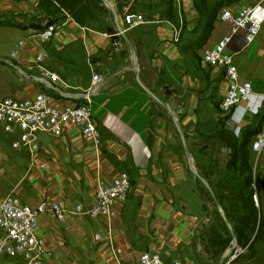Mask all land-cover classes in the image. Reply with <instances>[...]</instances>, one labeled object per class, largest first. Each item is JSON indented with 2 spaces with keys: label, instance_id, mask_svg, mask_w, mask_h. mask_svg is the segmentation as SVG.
I'll return each instance as SVG.
<instances>
[{
  "label": "crops",
  "instance_id": "0c3cea01",
  "mask_svg": "<svg viewBox=\"0 0 264 264\" xmlns=\"http://www.w3.org/2000/svg\"><path fill=\"white\" fill-rule=\"evenodd\" d=\"M109 1L124 30L123 11L130 1L135 2L134 12L146 19L147 24L126 32L137 55L140 80L177 113L197 170L207 176L211 158L200 153L209 150L200 146L201 140L224 154L228 148L216 138L220 131L241 139L246 130L263 128L264 33L247 47L242 36H236L227 49L240 82L251 83L254 94L224 115L221 103L229 88L225 70L206 65L199 46H192L201 36L197 0ZM252 2L254 6L264 0ZM48 25L58 29L52 41L43 44L36 35ZM113 32L114 17L97 0H0L1 58L9 60L16 53L13 63L30 72L41 54L44 66L76 91L87 90L95 74L105 82L92 105L103 138L99 151L79 126L68 124L61 135L41 134L40 150L31 155L14 150V137L0 126V202L14 195L30 206L49 200L70 208L81 203L92 207L100 182L111 184L128 172L133 188L125 200L115 202L114 218H40L37 233L51 252L46 264H135L143 252L159 254L166 264H215V255L211 258L197 243L207 218L201 199L190 191L197 178L179 133L136 83L131 54L123 39L121 49L114 45ZM229 33L228 24L214 23L204 46L213 47ZM4 67L0 75L8 79L9 88L0 99H32L40 93L37 85ZM67 104L52 100L58 108ZM251 163H256L254 154ZM257 172L264 174V152Z\"/></svg>",
  "mask_w": 264,
  "mask_h": 264
},
{
  "label": "built area",
  "instance_id": "2783aa9c",
  "mask_svg": "<svg viewBox=\"0 0 264 264\" xmlns=\"http://www.w3.org/2000/svg\"><path fill=\"white\" fill-rule=\"evenodd\" d=\"M130 2L123 11L125 32L147 24L143 16L134 12L135 2ZM178 3L181 6L180 2ZM216 22L228 24L229 35L223 37L213 47L200 46L196 50L200 52L206 65L225 70L229 88L221 103V111L224 115H229L239 105L249 101L254 94V87L251 83L240 82L233 56L227 53V49L236 36H242L246 47L256 42L264 25V3L239 10L224 8L215 18L214 23ZM57 29L55 25H48L36 37L43 44H47L52 41ZM179 38L180 30L176 31L175 41L178 42ZM24 45V41L19 43L20 47ZM114 45L118 47L119 43L115 42ZM16 59V53H12L9 60L0 57V62L14 67L21 80L37 85L41 91L32 99H0V126L4 134L14 137L12 148L34 155L40 150L41 134L61 135L66 125L74 124L82 129L84 137L93 141L99 151L103 146V138L93 116L92 105L94 99L101 93L105 83L103 78L95 74L87 90L76 91L72 90L59 75L44 66L43 55L37 56L36 66L32 67L30 72H25L15 65L13 60ZM54 99L66 101L68 104L63 108L55 107L52 105ZM263 152L264 125L250 145V153L256 156V163L253 165L254 176L257 174V161ZM132 183L128 172L122 173L111 184L100 182L96 191L97 203L92 207L81 203L70 208L62 202L49 200L37 206H30L14 195L7 196L0 202V229L5 233L0 239V257L19 256L26 264H46L51 252L46 241L37 233L42 216L52 215L58 222H65L69 218L96 219L100 216L114 218L115 202L128 197ZM255 198L256 206H259L258 196ZM96 239L102 238L96 236ZM237 255L231 260H235ZM135 264L166 263L157 253L143 252ZM173 264L182 262L177 260Z\"/></svg>",
  "mask_w": 264,
  "mask_h": 264
},
{
  "label": "rangeland",
  "instance_id": "374dc122",
  "mask_svg": "<svg viewBox=\"0 0 264 264\" xmlns=\"http://www.w3.org/2000/svg\"><path fill=\"white\" fill-rule=\"evenodd\" d=\"M248 5L249 6L253 5L252 0H237L236 4L230 7H226V8H232L233 10H239L241 8L248 7ZM260 33H264V25ZM13 62H17V61L13 60ZM0 67L12 68L15 70L14 67H11L3 62H0ZM15 72L18 75L16 70ZM8 88H9L8 79H4L0 75V96L2 94H5ZM200 146H203V148L208 147L209 149L208 152H201L200 150V153L209 155L211 158L210 161H211L212 167H211L210 172L207 171V175H211L212 177L211 178L212 182H209V184H219V180L218 178H216L217 175L218 174L224 175V172L226 170V167L228 166L230 158L232 161H235V159L233 156L232 157L230 156L229 149L227 152L223 154L221 149L217 146H214L212 142L201 140ZM236 168L237 170L240 169V172H237L235 168H233L227 174L229 180L225 182L224 185L240 188L241 191H244L246 198L250 196V193H251L252 199H253V206L257 213L255 217L256 228L252 236L241 237L242 241H240L239 237L235 235L237 237L239 249L242 251V254L239 255V257L236 258L232 264H257L264 253V210L261 207V202L259 204L260 207L256 206L254 202V196L256 193L254 191H257L255 190L256 188L255 183L253 186H251L250 189L246 187L247 177L250 174L245 171L246 169L242 166V163L240 162L236 165ZM196 180H197L196 186L194 188L191 187L190 191L192 194H197V196L201 199L202 206H203L202 210H203L205 217L207 218V223L205 226L204 234L203 236L199 238L197 243L198 244L200 243L202 247L210 253L211 258L213 257V255H215L216 256L215 264H218L222 256L226 253V251L232 247V236L230 234V231L225 225V220L219 214L217 207L214 204L213 200L210 199L211 197L206 187L198 179ZM132 188H133V183H132ZM229 211H230V215H233L231 210ZM238 216L243 217L245 216V213L243 211H239ZM225 218H226V214H225ZM231 222L233 223V219H231ZM229 224L232 229L233 225H231V223ZM233 224H236V223H233ZM4 235L5 233L0 229V239ZM220 242H223L224 245L220 246ZM0 264H26V263L19 256H2L0 257Z\"/></svg>",
  "mask_w": 264,
  "mask_h": 264
},
{
  "label": "trees",
  "instance_id": "16d2710c",
  "mask_svg": "<svg viewBox=\"0 0 264 264\" xmlns=\"http://www.w3.org/2000/svg\"><path fill=\"white\" fill-rule=\"evenodd\" d=\"M236 3L237 0H197L196 1L197 8L202 17L201 18L202 22L200 25L201 36L199 37V39L193 42L192 46L193 47L204 46L206 42L209 40L211 33L214 29L215 18L224 8L230 7ZM258 132H259L258 128L246 130V132L243 134L241 139H237L235 136L222 130L219 132L218 136L216 137L218 140H220L221 143H223L230 150V156L231 157L233 156L235 161H232L230 158L228 166L226 167V170L224 172V175L218 174L216 177L219 180V184H210V186L216 198L219 200L223 208V211L226 214V220L229 221L231 225H233L232 228L233 234L235 233L234 235L238 236L240 241H242L241 237L252 236L256 228L255 217L257 212L253 206L252 194L250 193V196L246 198L244 191H241L240 188L226 186L224 184L229 180L227 174L233 168H235L237 172H240V169L237 170L236 165L239 162L242 163V166L246 169L245 171L250 174L247 177L246 187L250 189L251 186H253L255 183L256 185L255 190L257 191H254L256 192L254 196V202L256 204L255 197L257 195L259 204L261 202V207L264 210V174H257V176H254V172H252L253 166L251 164V157H250L251 155L250 145L252 139L257 135ZM200 174L207 179L208 183L211 181L212 178L211 175L205 176L202 173ZM229 210H231L233 215H230ZM239 211H243L245 213V216L239 217L238 216ZM231 219H233V223L236 224H233L231 222ZM223 245L224 243L220 242V246ZM257 264H264V253Z\"/></svg>",
  "mask_w": 264,
  "mask_h": 264
},
{
  "label": "water",
  "instance_id": "95a60500",
  "mask_svg": "<svg viewBox=\"0 0 264 264\" xmlns=\"http://www.w3.org/2000/svg\"><path fill=\"white\" fill-rule=\"evenodd\" d=\"M98 2L102 3L103 5H105L110 12L112 13L113 17H114V21H115V32L112 33L113 37H114V41L119 43L120 39H123L128 51L131 54V66H132V70L135 74V80L136 83L138 84V86L157 104L159 105L170 117V119L172 120L173 124L175 125L180 139H181V143L183 146V150H184V154L185 157L187 159V162L189 164L190 170L193 173V175L206 187L207 191L210 194V199L213 200L214 204L217 207V210L219 212V214L221 215V217L225 220V224L227 226V228L229 229V231L231 232L232 235V247L230 249H228L226 251V253L222 256V258L220 259L218 264H232L234 260H231L236 254H238L236 256V258L239 257V255L242 254V251L239 249V245H238V240L236 238V236L233 234V231L228 223V221L225 218V214L223 211V208L219 202V200L216 198L210 184L208 183L207 179L205 177H203L199 171L197 170L196 164H195V160L193 158V155L189 149V146L186 142V137L181 129L180 126V120L179 117L177 115V113L165 102L161 101L159 98H157L150 90H148L141 82L140 80V76H139V69L137 67L135 63V60L137 58L136 52L133 48V46L131 45V43L129 42L127 36H126V32L123 29V27H121L120 25V21H119V17L115 12L114 6L112 5V3L109 0H97ZM118 49H121V46H118ZM216 257V256H215ZM235 258V259H236Z\"/></svg>",
  "mask_w": 264,
  "mask_h": 264
}]
</instances>
